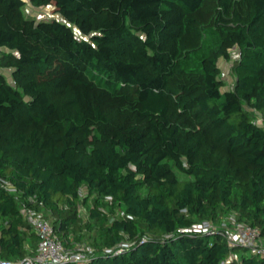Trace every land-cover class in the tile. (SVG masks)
Instances as JSON below:
<instances>
[{
    "label": "trees",
    "instance_id": "obj_1",
    "mask_svg": "<svg viewBox=\"0 0 264 264\" xmlns=\"http://www.w3.org/2000/svg\"><path fill=\"white\" fill-rule=\"evenodd\" d=\"M29 2L62 21L0 0V257L36 247L23 205L89 243L66 264H264L178 233L233 214L264 239V0Z\"/></svg>",
    "mask_w": 264,
    "mask_h": 264
},
{
    "label": "built area",
    "instance_id": "obj_2",
    "mask_svg": "<svg viewBox=\"0 0 264 264\" xmlns=\"http://www.w3.org/2000/svg\"><path fill=\"white\" fill-rule=\"evenodd\" d=\"M221 76L224 77V73H221ZM7 189L12 192L15 191L10 186ZM20 212L32 226V230L38 238L36 247L31 255L23 258L10 260L0 257V264H66L89 261V253L92 249L82 246L66 247L43 213L23 205ZM216 230L223 232L229 246H244L248 248L251 254L264 258V239L261 237L260 229L248 223L237 221L233 214L223 218L219 224L210 220H201L178 229V233L209 235ZM121 250L118 248L114 252L119 253ZM105 252L110 253L111 249H105ZM220 264H230V259H224Z\"/></svg>",
    "mask_w": 264,
    "mask_h": 264
},
{
    "label": "rangeland",
    "instance_id": "obj_3",
    "mask_svg": "<svg viewBox=\"0 0 264 264\" xmlns=\"http://www.w3.org/2000/svg\"><path fill=\"white\" fill-rule=\"evenodd\" d=\"M25 5H24V12L27 16H31L37 20H41V19H58L62 21V17L54 12V8L51 6H45V7H34L30 4L29 0H24ZM74 31L76 32V34H78V31L76 30V28H73ZM0 50L5 51L6 49L4 48H0ZM239 56V52L236 48H233L230 50V58L228 59H220L219 61V66L221 68L222 73H224V80H225V88L226 89H230L233 86V82H234V74L232 72V63L235 59H237ZM0 73H2L6 80L9 83H12V77H11V69L9 68H3L0 69ZM258 123H261V120L258 119L257 120ZM83 191V195H84ZM89 200V204H91V198L88 199ZM82 209V211H84L85 205H81L80 207ZM108 215V218L112 217L116 214H121L122 210L119 208H116L114 210V213H111L109 211H105ZM87 245H85L84 243H78L76 242L73 247L71 248H75L77 246H82V247H88L91 248L88 244V242H86Z\"/></svg>",
    "mask_w": 264,
    "mask_h": 264
},
{
    "label": "crops",
    "instance_id": "obj_4",
    "mask_svg": "<svg viewBox=\"0 0 264 264\" xmlns=\"http://www.w3.org/2000/svg\"><path fill=\"white\" fill-rule=\"evenodd\" d=\"M237 256H238V254H233L232 255V257H234V258H238Z\"/></svg>",
    "mask_w": 264,
    "mask_h": 264
}]
</instances>
